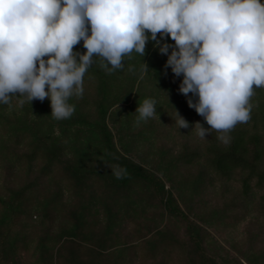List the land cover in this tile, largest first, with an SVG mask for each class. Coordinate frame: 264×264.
<instances>
[{
    "label": "trees",
    "instance_id": "1",
    "mask_svg": "<svg viewBox=\"0 0 264 264\" xmlns=\"http://www.w3.org/2000/svg\"><path fill=\"white\" fill-rule=\"evenodd\" d=\"M154 44L146 42L143 57L133 50L111 74L98 63L88 68L83 97L67 101L75 106L68 119L53 118L47 97L30 103L17 93L0 103V264H48L53 254L73 260L83 240L120 247L115 264H166V247L177 249L180 264H244L236 257L217 262L206 227L233 221L235 209L247 211L256 188H264V86L253 85L248 122L209 129L202 139L195 119L210 125L188 106L179 92L183 74L166 67L167 55ZM73 51H86L82 39ZM149 98L157 116L137 123L136 108ZM176 110L189 127L179 126ZM235 173L239 189L229 183ZM218 183L220 198L233 194L216 206L209 193ZM259 198L264 206V190ZM173 220L183 222L186 242ZM130 223L145 234L124 232ZM252 242L240 257L255 253Z\"/></svg>",
    "mask_w": 264,
    "mask_h": 264
},
{
    "label": "clouds",
    "instance_id": "2",
    "mask_svg": "<svg viewBox=\"0 0 264 264\" xmlns=\"http://www.w3.org/2000/svg\"><path fill=\"white\" fill-rule=\"evenodd\" d=\"M81 39L86 51L74 52ZM148 40L175 76L183 74L179 92L210 125L194 124L202 139L209 129L227 132L249 121L253 85L264 86L261 0H0V103L17 93L30 103L47 97L53 118L68 119L75 106L67 101L83 97L88 68L123 69L122 58L133 50L143 57ZM135 112L137 123L156 118V100L145 99Z\"/></svg>",
    "mask_w": 264,
    "mask_h": 264
},
{
    "label": "rangeland",
    "instance_id": "3",
    "mask_svg": "<svg viewBox=\"0 0 264 264\" xmlns=\"http://www.w3.org/2000/svg\"><path fill=\"white\" fill-rule=\"evenodd\" d=\"M196 122L197 120L195 119L194 124ZM192 127H194V125ZM177 138V141H180V137ZM219 183L216 184V186L211 189L209 193L210 200H212L213 202L215 201L216 206L222 205V203H224L226 199H229L233 194V192L230 191L226 193L224 192V195L221 196L222 198H220L218 196L219 194H215L220 190ZM229 183L232 184V186H235V188L239 189L238 175L236 173L233 179L229 181ZM263 190L264 188H256L254 195L255 197L248 205L247 211L242 212L241 208L235 209V211L237 212V218L233 219V221L230 219H228L227 221L224 220L222 222L215 221L210 226L208 225V227H206V230L208 232V244L211 245V247L213 246V251L211 250L210 253L211 255H213L217 262H220L225 257H236L238 259H241L244 264H264L263 249L259 247L264 244V206L261 204L259 198V194H261ZM199 210L201 212L203 209ZM173 223L175 224V230L178 232L177 236L180 237L181 241L183 240L184 242H186L183 222L179 220H173ZM126 228L124 230V232L126 233L127 231L131 232L138 229L139 232L142 233V235H144L146 232L143 226L135 227V225H133L132 223L127 224ZM148 234L149 233H146V235ZM49 239L50 240L48 241L49 243L47 245H50L51 247L54 236L50 237ZM251 239L253 241V247H256V250H254L255 253L253 255L250 254L248 256L240 257V252L249 247V242ZM60 243H63L61 246L62 248H67L70 245L68 239L61 241ZM81 243L82 246H80L78 250L73 252V260H70L67 257H64L65 259L62 258V260H59L56 259L54 257L55 255L53 254V257L49 256V258H47L49 260L48 264H115L116 261L114 260V256L116 253H119L118 250H120V247L110 246L109 241L99 243L98 245L95 243L89 244L85 240L81 241ZM135 249H137V251H139V254H142L143 256L147 254L146 250L140 251L139 248ZM163 252L167 253L166 258L168 260H166V264H180V260L177 259L178 251L176 248L174 250H171V248L166 247ZM144 261L147 262L144 264L152 263L150 259H146Z\"/></svg>",
    "mask_w": 264,
    "mask_h": 264
}]
</instances>
